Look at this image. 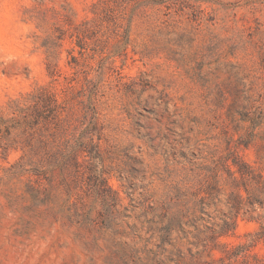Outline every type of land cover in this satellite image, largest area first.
<instances>
[{
	"label": "trees",
	"instance_id": "1",
	"mask_svg": "<svg viewBox=\"0 0 264 264\" xmlns=\"http://www.w3.org/2000/svg\"><path fill=\"white\" fill-rule=\"evenodd\" d=\"M190 1L97 0L90 7L93 18L72 31L80 58H71L75 78L65 79L68 82L61 90L62 97L49 87H40L9 99L0 107V154L4 161L16 155L13 163L0 168L1 185L16 186L10 194L27 199L30 206L24 208L25 212L40 221L62 217L83 230L95 228L99 232L111 231L115 237L131 238L135 244L119 246L125 264L144 260L148 264H163L165 258L176 264H192L201 255L185 254L177 248L178 242L188 235H192L196 245H202L203 252L210 247H223L230 264L240 255L247 259V253L257 244L264 245V89L257 100L242 108L241 121L249 125L237 140L228 137L225 154L218 158L213 154L210 160L199 153L190 154V158L183 154L181 161L166 163L163 169L151 174L154 181L145 188L141 200H131L130 206H124L109 185L102 151L106 132L112 127L106 114L109 100L102 89L105 65L95 68L91 61L106 52L111 40H118L117 49L123 44L127 46L137 28L148 55L165 54L189 73L191 57L204 51L202 44L197 45L200 34L216 25L215 17L206 19L204 10L189 5ZM55 30L60 35L43 45L48 61L46 71L52 83L61 77L57 49L70 31L63 27ZM250 42L254 52L264 54L261 47L258 49ZM77 78L82 79L79 89L72 85ZM190 79L202 90L208 83L196 71ZM141 86L148 84L141 80L126 87L135 95ZM138 100V138L149 150L156 151V137L142 123L155 114L156 103L143 104ZM193 106V101H189L181 109L179 120L173 122L174 127L178 121L182 124V139L192 134L194 127L201 128ZM242 146L256 148L260 168L243 159L239 152ZM222 196L228 208L223 213L222 225L218 230L214 226L200 228L207 210L221 203ZM55 202L60 203L55 206ZM242 214L258 221L260 229L248 235L247 245L235 249L221 246L219 239L236 230ZM133 219L139 222L133 223ZM188 228L193 232H187ZM143 231L148 238H142ZM169 248L174 251L169 252ZM249 257L252 260L245 264H264V259L256 254Z\"/></svg>",
	"mask_w": 264,
	"mask_h": 264
},
{
	"label": "rangeland",
	"instance_id": "2",
	"mask_svg": "<svg viewBox=\"0 0 264 264\" xmlns=\"http://www.w3.org/2000/svg\"><path fill=\"white\" fill-rule=\"evenodd\" d=\"M96 1L0 0V107L9 99L40 87H49L62 97L61 90L68 82L65 79L75 78L71 58H80L72 31L93 18L90 7ZM187 3L200 6L206 19L216 18V25H210L211 29L198 38L197 45L202 44L204 51L191 57L187 66L190 74L165 54L148 55L137 28L127 46L123 44L117 49L118 40H111L106 52L91 61L95 68L105 65L102 89L105 99L109 100L106 114L112 127L102 142L104 166L109 185L124 206H130L131 200L139 202L145 188L154 181L151 174L163 169L166 163L181 161L183 154L190 158V154L199 153L208 160L213 154L216 158L225 154L228 137L234 136L237 140L249 125L241 121L242 108L257 100L264 89V54L254 52L253 46H249L252 40L258 49L264 50V0H191ZM55 27L70 31L57 49L61 77L52 83L46 71L48 61L43 45L49 38L60 35ZM195 71L208 81L203 90L196 88L190 79ZM141 80L148 86L137 88V94L132 95L126 86ZM72 85L79 89L82 79L77 78ZM138 94L143 104L156 103L155 114L142 120L156 137V151L149 150L138 138ZM189 101H193L195 115L202 125L185 135L187 141L179 136L182 124L178 121L174 127L173 122L179 120L181 109ZM239 152L247 163L260 168L254 146H242ZM15 159L16 155H11L4 161L0 154V168L8 167ZM16 188L0 183V264H125L119 246L135 244L131 238L115 237L111 231L99 232L95 228L83 230L62 217L51 216L46 222L40 221L25 212L24 208L30 206L27 199L10 194V189ZM225 203L222 196L221 203L211 206L200 228L214 226L218 230L223 213L228 210ZM260 226L258 221L242 214L236 230L221 237L219 242L228 249L247 245L248 235ZM187 232L193 229L188 228ZM141 235L143 239L149 237L145 231ZM177 248L185 254L201 255L191 260L192 264L229 263L223 247H210L203 252L202 245H196L192 235L181 239ZM173 251L174 248H169V252ZM254 254L264 259L263 243L251 249L247 259L240 255L231 263L245 264ZM163 264L176 263L165 258Z\"/></svg>",
	"mask_w": 264,
	"mask_h": 264
}]
</instances>
